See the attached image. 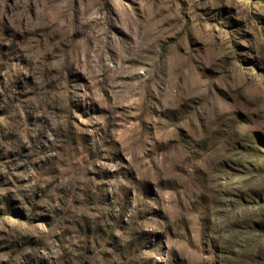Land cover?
Returning a JSON list of instances; mask_svg holds the SVG:
<instances>
[{
	"label": "rangeland",
	"instance_id": "rangeland-1",
	"mask_svg": "<svg viewBox=\"0 0 264 264\" xmlns=\"http://www.w3.org/2000/svg\"><path fill=\"white\" fill-rule=\"evenodd\" d=\"M0 264H264V0H0Z\"/></svg>",
	"mask_w": 264,
	"mask_h": 264
}]
</instances>
